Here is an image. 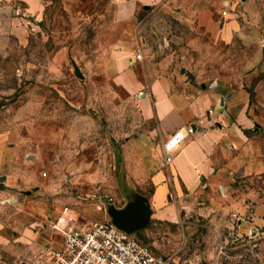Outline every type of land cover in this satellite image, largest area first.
Wrapping results in <instances>:
<instances>
[{
  "label": "rangeland",
  "instance_id": "374dc122",
  "mask_svg": "<svg viewBox=\"0 0 264 264\" xmlns=\"http://www.w3.org/2000/svg\"><path fill=\"white\" fill-rule=\"evenodd\" d=\"M46 1L45 20H0V264H47L66 205L104 219L155 190L134 148L156 125L144 111L149 89L133 91L109 70L125 44L142 54L133 68L143 80L169 71L247 85L264 152V0H160L130 25L114 0ZM206 12L234 22V37L208 33ZM226 223L151 217L136 232L167 264H264V233Z\"/></svg>",
  "mask_w": 264,
  "mask_h": 264
},
{
  "label": "crops",
  "instance_id": "0c3cea01",
  "mask_svg": "<svg viewBox=\"0 0 264 264\" xmlns=\"http://www.w3.org/2000/svg\"><path fill=\"white\" fill-rule=\"evenodd\" d=\"M114 1L127 19L120 21L130 25L138 8L160 0ZM47 5L46 0H0V20L35 24L45 20ZM210 18L206 12L199 22L213 37H234V22ZM118 53L124 57L113 56L109 66L113 79L133 91L147 86L145 116L156 122L134 144L156 184L150 196L138 198L148 203L150 218H189L193 229L200 223L220 226L228 222L239 234L254 237L252 228L263 234L264 187L259 182L264 179V152L259 129L254 128L249 115L247 85L232 87L221 75L206 81L169 71H157L143 80L133 68L141 60L133 49L125 44ZM189 126L193 130L186 133L167 162L164 141L175 130Z\"/></svg>",
  "mask_w": 264,
  "mask_h": 264
},
{
  "label": "built area",
  "instance_id": "2783aa9c",
  "mask_svg": "<svg viewBox=\"0 0 264 264\" xmlns=\"http://www.w3.org/2000/svg\"><path fill=\"white\" fill-rule=\"evenodd\" d=\"M227 9L223 11L224 14ZM140 59L142 54L136 53ZM193 127L175 130L163 143L164 158L170 162L186 133ZM60 234L59 244L50 252L47 264H167V257L143 241L137 232L115 224L109 216L104 219L82 220L64 206L62 214L53 223ZM254 237L261 234L250 229Z\"/></svg>",
  "mask_w": 264,
  "mask_h": 264
},
{
  "label": "water",
  "instance_id": "95a60500",
  "mask_svg": "<svg viewBox=\"0 0 264 264\" xmlns=\"http://www.w3.org/2000/svg\"><path fill=\"white\" fill-rule=\"evenodd\" d=\"M2 178L3 176H0V179ZM0 185L3 187L2 182ZM109 214L115 224L128 231L134 232L148 224L151 216V210L148 203L142 200H136L134 202L128 203L122 208H109Z\"/></svg>",
  "mask_w": 264,
  "mask_h": 264
}]
</instances>
